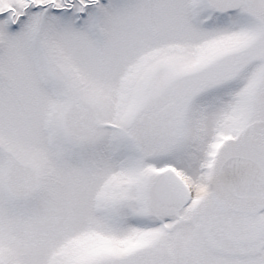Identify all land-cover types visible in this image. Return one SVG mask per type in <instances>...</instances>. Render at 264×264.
<instances>
[{"label": "snow or ice", "instance_id": "snow-or-ice-1", "mask_svg": "<svg viewBox=\"0 0 264 264\" xmlns=\"http://www.w3.org/2000/svg\"><path fill=\"white\" fill-rule=\"evenodd\" d=\"M0 264H264V0H0Z\"/></svg>", "mask_w": 264, "mask_h": 264}]
</instances>
